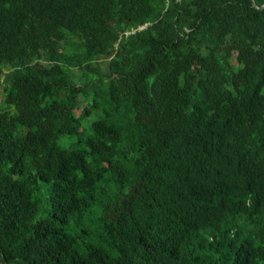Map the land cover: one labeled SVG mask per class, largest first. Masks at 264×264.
<instances>
[{"label": "trees", "instance_id": "16d2710c", "mask_svg": "<svg viewBox=\"0 0 264 264\" xmlns=\"http://www.w3.org/2000/svg\"><path fill=\"white\" fill-rule=\"evenodd\" d=\"M263 5L0 0V264H264Z\"/></svg>", "mask_w": 264, "mask_h": 264}, {"label": "rangeland", "instance_id": "374dc122", "mask_svg": "<svg viewBox=\"0 0 264 264\" xmlns=\"http://www.w3.org/2000/svg\"><path fill=\"white\" fill-rule=\"evenodd\" d=\"M0 88H1V86H0ZM70 137H66V136H63V137H61L60 138V140H59V143L62 145V143L64 142V140H66V139H69ZM72 141H73V138H70ZM127 172V176H130L131 175V173L129 172V171H126ZM133 182V181H132ZM133 186H134V188H137V189H139V185H138V183H136V182H134L133 183Z\"/></svg>", "mask_w": 264, "mask_h": 264}, {"label": "built area", "instance_id": "2783aa9c", "mask_svg": "<svg viewBox=\"0 0 264 264\" xmlns=\"http://www.w3.org/2000/svg\"><path fill=\"white\" fill-rule=\"evenodd\" d=\"M170 1H172V0H167V2H170ZM175 1H179V0H175Z\"/></svg>", "mask_w": 264, "mask_h": 264}, {"label": "water", "instance_id": "95a60500", "mask_svg": "<svg viewBox=\"0 0 264 264\" xmlns=\"http://www.w3.org/2000/svg\"><path fill=\"white\" fill-rule=\"evenodd\" d=\"M263 7H264V5L261 8H263Z\"/></svg>", "mask_w": 264, "mask_h": 264}]
</instances>
